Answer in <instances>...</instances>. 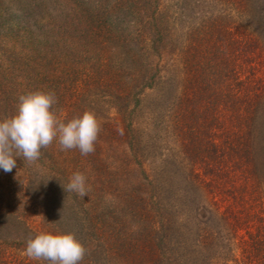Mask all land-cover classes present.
<instances>
[{"label": "trees", "instance_id": "obj_1", "mask_svg": "<svg viewBox=\"0 0 264 264\" xmlns=\"http://www.w3.org/2000/svg\"><path fill=\"white\" fill-rule=\"evenodd\" d=\"M37 90L101 130L0 169V264H49L45 231L80 264H264V0H0V120Z\"/></svg>", "mask_w": 264, "mask_h": 264}, {"label": "clouds", "instance_id": "obj_2", "mask_svg": "<svg viewBox=\"0 0 264 264\" xmlns=\"http://www.w3.org/2000/svg\"><path fill=\"white\" fill-rule=\"evenodd\" d=\"M53 91L37 90L21 95L16 113L0 120V169L6 173L16 167L17 158L35 162L41 150L57 141L61 150L78 149L82 155L95 151L101 123L93 111H85L71 120H62L54 105ZM86 176L76 172L63 187L84 197L90 189ZM87 253L85 245L71 232L45 231L27 240L25 254L49 264H80Z\"/></svg>", "mask_w": 264, "mask_h": 264}]
</instances>
